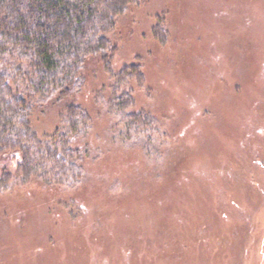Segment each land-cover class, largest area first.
Here are the masks:
<instances>
[{"label": "rangeland", "instance_id": "obj_1", "mask_svg": "<svg viewBox=\"0 0 264 264\" xmlns=\"http://www.w3.org/2000/svg\"><path fill=\"white\" fill-rule=\"evenodd\" d=\"M111 41L74 98L71 183L0 194V264H264V0H140Z\"/></svg>", "mask_w": 264, "mask_h": 264}, {"label": "trees", "instance_id": "obj_2", "mask_svg": "<svg viewBox=\"0 0 264 264\" xmlns=\"http://www.w3.org/2000/svg\"><path fill=\"white\" fill-rule=\"evenodd\" d=\"M139 1L0 0V194L18 174L22 182L38 176L49 186L71 183L76 165H67L66 153L79 155L75 136L85 134L88 118L74 101L84 71L92 60L109 67L116 19ZM65 99L59 128L37 134L32 113L43 114ZM125 102H132L130 94L117 99L118 109ZM128 117L132 123L152 122Z\"/></svg>", "mask_w": 264, "mask_h": 264}]
</instances>
